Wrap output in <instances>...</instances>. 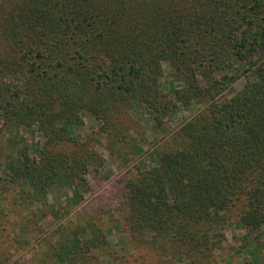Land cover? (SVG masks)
Listing matches in <instances>:
<instances>
[{
    "label": "trees",
    "instance_id": "obj_1",
    "mask_svg": "<svg viewBox=\"0 0 264 264\" xmlns=\"http://www.w3.org/2000/svg\"><path fill=\"white\" fill-rule=\"evenodd\" d=\"M194 105L122 183L126 243L155 264H212L232 216L244 264H264V0H0V133L32 138L0 154V193L55 222V264H104L108 247L97 225L67 222L104 162L82 118L108 150L134 142L136 112L162 129Z\"/></svg>",
    "mask_w": 264,
    "mask_h": 264
},
{
    "label": "rangeland",
    "instance_id": "obj_2",
    "mask_svg": "<svg viewBox=\"0 0 264 264\" xmlns=\"http://www.w3.org/2000/svg\"><path fill=\"white\" fill-rule=\"evenodd\" d=\"M163 68L165 82L168 83L171 78L167 64H164ZM243 83L244 80L235 84L223 95V100L239 91ZM201 108L202 105H194L189 110L180 108L162 129L154 126L149 115L138 111L133 115L131 123L130 139L134 142L130 145H116L108 150L105 148L108 140L104 137L105 135H99L100 131L96 122L90 117L82 118L84 124L78 130V134L81 139L94 136L100 138L104 146L97 145L96 150L104 162L97 171L87 176L90 190L73 210L67 222L76 225L80 223L83 228L97 225L103 230L108 240V247L100 256L102 263L155 264L156 258L152 252L126 243L123 232L124 207L121 204L120 195L122 183L130 172L137 171V167L153 166L157 153L163 151L167 144L168 134ZM14 135L16 134L11 133L10 136L0 133V154L3 162L10 159L13 147L21 146L24 139L28 144L32 142L30 136L24 135L21 143V140ZM2 175L0 172V177ZM1 186L0 183V190ZM8 192V194L4 191L0 193V196L4 198V201L0 202V257L3 254L9 255V264H55L50 259L51 246L57 240V234L54 231L56 224H53L55 222L50 218L45 220L42 217V213L37 211L38 204L27 205V202L20 200L16 194L12 193L14 190ZM58 200V194L55 192L49 194L44 201L51 207H55ZM226 221L228 222L225 225L226 239L222 248L215 253L212 264H244L250 258L240 249L239 238L242 232L234 224L235 217L229 216ZM263 253L264 250H261L260 255L263 256Z\"/></svg>",
    "mask_w": 264,
    "mask_h": 264
}]
</instances>
